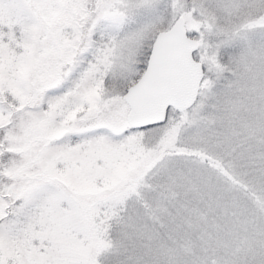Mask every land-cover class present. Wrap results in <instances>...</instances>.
<instances>
[{
	"label": "snow or ice",
	"instance_id": "1",
	"mask_svg": "<svg viewBox=\"0 0 264 264\" xmlns=\"http://www.w3.org/2000/svg\"><path fill=\"white\" fill-rule=\"evenodd\" d=\"M212 7L0 0V264H264V232L225 252L175 246L174 260L130 232L142 149L205 119L238 49L258 52L248 101L264 112V0L248 5L254 30L223 48Z\"/></svg>",
	"mask_w": 264,
	"mask_h": 264
},
{
	"label": "rangeland",
	"instance_id": "2",
	"mask_svg": "<svg viewBox=\"0 0 264 264\" xmlns=\"http://www.w3.org/2000/svg\"><path fill=\"white\" fill-rule=\"evenodd\" d=\"M208 2L210 38L221 48L228 34L254 30L247 20L252 0ZM257 55L238 49L235 75L224 69L230 87L218 92L205 119L185 118L142 149L149 156L130 232L164 258L175 259V246L229 251L255 243L254 234L264 232V112L248 101L253 80L247 66ZM217 65L223 69L219 60Z\"/></svg>",
	"mask_w": 264,
	"mask_h": 264
},
{
	"label": "water",
	"instance_id": "3",
	"mask_svg": "<svg viewBox=\"0 0 264 264\" xmlns=\"http://www.w3.org/2000/svg\"><path fill=\"white\" fill-rule=\"evenodd\" d=\"M163 117V109H160L159 116L153 117V118H162Z\"/></svg>",
	"mask_w": 264,
	"mask_h": 264
}]
</instances>
